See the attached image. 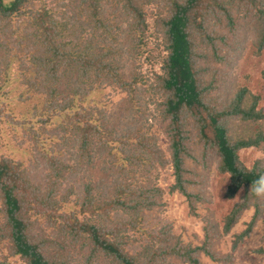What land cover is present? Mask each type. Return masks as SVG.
<instances>
[{"label":"trees","instance_id":"1","mask_svg":"<svg viewBox=\"0 0 264 264\" xmlns=\"http://www.w3.org/2000/svg\"><path fill=\"white\" fill-rule=\"evenodd\" d=\"M249 50L264 0H0V144L18 146L0 149V264H236L259 222L264 242V158L240 156L264 153ZM167 193L202 236L175 229Z\"/></svg>","mask_w":264,"mask_h":264},{"label":"rangeland","instance_id":"2","mask_svg":"<svg viewBox=\"0 0 264 264\" xmlns=\"http://www.w3.org/2000/svg\"><path fill=\"white\" fill-rule=\"evenodd\" d=\"M157 68V67H155ZM149 66L146 65L144 70L148 72ZM241 84L248 85L252 91L261 96V102L259 107L264 110V50L262 55L256 56L254 52L248 51L246 56L239 68ZM247 75V80L243 76ZM113 93H109L104 96L103 99L106 101H113ZM112 98L111 100H107ZM111 103V102H110ZM6 137L10 138L9 134ZM6 140L1 142L0 149H16L17 142L15 139H11L10 145L5 144ZM7 143L9 141L7 140ZM20 154V153H18ZM21 155V154H20ZM242 161L250 166L253 164L255 159L264 158V153L257 152L254 149H245L240 152ZM173 179L170 176V172L166 170L161 171V176L159 179L160 185L166 188L172 183ZM227 185V178L224 175H219L215 173L211 179L210 187L215 196L214 204L211 206L215 210L217 218H222L231 209L233 202L235 200H228L224 197V192ZM165 200L167 201L168 207L166 211V216L168 219L174 221L175 229L180 231L182 228H186L190 233H196L202 236L201 222L191 218L188 214L187 204L184 198L179 194H166ZM252 212L248 211L245 213L239 224L235 227L234 231L239 232L245 228L244 223L250 220ZM263 235V226L259 222L257 226L252 230L249 237L245 238L242 243H240L237 249L234 251V257L236 264H264V257L258 255L256 250L259 247H264V242L261 237ZM232 237H227L224 242L223 251L229 252L231 249Z\"/></svg>","mask_w":264,"mask_h":264},{"label":"clouds","instance_id":"3","mask_svg":"<svg viewBox=\"0 0 264 264\" xmlns=\"http://www.w3.org/2000/svg\"><path fill=\"white\" fill-rule=\"evenodd\" d=\"M251 191L257 197H264V174L259 175L251 186Z\"/></svg>","mask_w":264,"mask_h":264}]
</instances>
